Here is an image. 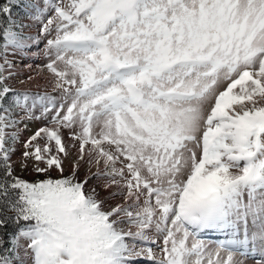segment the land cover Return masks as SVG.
Returning a JSON list of instances; mask_svg holds the SVG:
<instances>
[{"label":"snow or ice","instance_id":"obj_1","mask_svg":"<svg viewBox=\"0 0 264 264\" xmlns=\"http://www.w3.org/2000/svg\"><path fill=\"white\" fill-rule=\"evenodd\" d=\"M25 59L58 97L10 83ZM32 121L27 180L12 156ZM249 258L264 264V0H0V264Z\"/></svg>","mask_w":264,"mask_h":264},{"label":"rangeland","instance_id":"obj_2","mask_svg":"<svg viewBox=\"0 0 264 264\" xmlns=\"http://www.w3.org/2000/svg\"><path fill=\"white\" fill-rule=\"evenodd\" d=\"M43 47V44H41V48ZM47 61L44 59H36V60H31V59H25L22 62H20V66L18 64V71H19V75L13 79L12 81H10V83H12L15 87L18 88H28L31 89L32 91H40V92H44L47 91L49 93H51L54 96H59L58 92H52L51 86L49 84H47L48 80L51 76V74L48 72V70L46 68L43 67V65L46 63ZM31 63L33 65L32 69L29 70L27 68L24 67L25 64H29ZM36 65H40L41 67L39 68H35ZM35 68V70H34ZM39 71H38V70ZM34 73V74H33ZM29 76H32L33 79L32 80H28L27 78ZM46 78V79H45ZM35 79V80H34ZM23 80L24 83L21 84L19 83V81ZM38 81L37 84L35 85L34 81ZM45 81V82H44ZM37 115L39 114V110H37ZM28 124L27 128L22 130L20 132V136H19V141L18 143L15 145L16 151L12 156V161H13V165L15 168V174L22 176L24 179L27 180H33L35 179V174L31 172V162H29V167L27 169L22 170L20 167V160L22 157V153L25 151L24 149V142L28 139V137L30 135L33 134V132L40 126H42L45 122L44 121H32V122H26ZM21 127L23 128V125H21ZM73 156H75V150H73ZM66 169H68V162H66L65 164ZM87 164H83L81 169H80V177L83 178V176L87 173ZM92 171H95V168L92 169ZM67 174V171H66ZM53 175L55 176L56 173H53ZM93 181V182H92ZM101 182L97 181L95 178H93L89 184L90 185H96L97 187H99V184ZM99 190V189H98ZM102 196H106V194L101 193ZM12 230V225H11V229L9 231ZM160 243L162 244V240L160 241ZM154 247V246H153ZM214 247V245H213ZM222 255H224L222 253ZM237 259H244L243 257H240L239 255H237L236 257ZM250 259H245V264H254V261H247ZM139 264H149L148 261H144L141 260L139 261Z\"/></svg>","mask_w":264,"mask_h":264},{"label":"bare ground","instance_id":"obj_3","mask_svg":"<svg viewBox=\"0 0 264 264\" xmlns=\"http://www.w3.org/2000/svg\"><path fill=\"white\" fill-rule=\"evenodd\" d=\"M19 66H20V63H19ZM35 68H36V66H35ZM35 68H34V70H35ZM37 70H38V69H37ZM38 71H39V70H38ZM33 74H34V73H33ZM45 79H46V78H45ZM51 79H52V77H50L48 81H50ZM34 80H35V79H34ZM34 80H33V81H34ZM38 81H39V80H38ZM38 81H34L35 85L37 84ZM48 81H47V82H48ZM44 82H45V81H44ZM38 83H39V82H38ZM47 84H48V83H47ZM37 85H38V84H37ZM39 85H40V84H39ZM92 182H93V181H92ZM98 189H99V187H98ZM101 193L106 194L105 192H101ZM110 202H111V201H110Z\"/></svg>","mask_w":264,"mask_h":264},{"label":"trees","instance_id":"obj_4","mask_svg":"<svg viewBox=\"0 0 264 264\" xmlns=\"http://www.w3.org/2000/svg\"><path fill=\"white\" fill-rule=\"evenodd\" d=\"M11 229V224L9 225V230Z\"/></svg>","mask_w":264,"mask_h":264}]
</instances>
